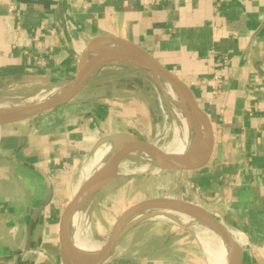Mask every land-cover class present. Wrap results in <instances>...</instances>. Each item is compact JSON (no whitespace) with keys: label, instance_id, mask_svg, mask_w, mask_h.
Instances as JSON below:
<instances>
[{"label":"crops","instance_id":"0c3cea01","mask_svg":"<svg viewBox=\"0 0 264 264\" xmlns=\"http://www.w3.org/2000/svg\"><path fill=\"white\" fill-rule=\"evenodd\" d=\"M97 37L145 49L191 86L213 122L208 165L171 173L173 194L132 192L205 207L244 244V264H264V0H0V108L65 86ZM90 81L76 102L0 125V264H53L34 250L57 258L63 211L99 141L133 132L121 124L141 118L136 91L94 93ZM148 224L136 220L106 264H208L190 229ZM66 261L86 264L72 252Z\"/></svg>","mask_w":264,"mask_h":264},{"label":"water","instance_id":"95a60500","mask_svg":"<svg viewBox=\"0 0 264 264\" xmlns=\"http://www.w3.org/2000/svg\"><path fill=\"white\" fill-rule=\"evenodd\" d=\"M126 65L148 73L155 79L168 99L171 94L166 88L170 87L180 98L181 102L178 100L180 106L195 133L191 136L190 144L184 149H177L165 144L160 145L157 141L142 139L133 132H115L103 137L99 144H107L108 148L82 176L72 199L63 211L59 225L57 258L44 250H34L53 264H67L66 256L73 248V220L87 196L107 170L116 169L133 154H144L151 157L152 163L161 170H173L179 173L202 168L208 165L214 157L213 122L202 108L199 98L191 86L142 47L111 37H97L91 40L79 58L74 77L56 92L35 101L0 108V125L31 120L76 102L77 97L91 86L90 80L98 71L106 67ZM106 176L102 187H106L116 174L112 172ZM136 216H160L179 224L182 222H179L175 217H183L189 221L188 224L182 223L186 228H189L191 224L203 226L227 242L230 249L228 264H244L246 255L244 244L223 220L199 204L173 196L137 197L128 202L117 214L106 242L91 256L87 264L109 262L115 255L123 235L135 222L133 219ZM26 250L33 251L29 245Z\"/></svg>","mask_w":264,"mask_h":264},{"label":"rangeland","instance_id":"374dc122","mask_svg":"<svg viewBox=\"0 0 264 264\" xmlns=\"http://www.w3.org/2000/svg\"><path fill=\"white\" fill-rule=\"evenodd\" d=\"M110 78L114 79L115 82L109 86H103L104 81ZM91 80L92 82L100 84H95V88H93L94 93L97 91L98 93L106 91V93L116 94L119 88H130L132 93L136 91L141 98L145 99V102L139 104L143 108L140 112L138 111V114H142L141 118H138L137 115V118L129 119L128 121H131V123L128 127L121 124L123 128L136 132L140 138L148 141H157L160 145H175L195 133V130L190 127L187 117L184 115L183 109L180 106V98L177 97L174 100V97L169 96L168 99L155 79L148 73L133 66L126 65L122 67H111L110 69L100 71L98 74L93 75ZM135 105L137 106L138 104ZM128 106L135 108L133 104ZM177 110L181 111L185 120L179 116V113L177 114ZM145 111L147 112V116L145 117L144 115L143 117V112ZM117 113L118 110H116ZM107 148L108 145L105 144L96 151L88 166L94 164L95 160ZM152 161L153 159L151 157L145 156L144 154H133L127 157L116 169L107 170L105 175L94 186L93 191L87 196L77 214L78 222L76 227L72 229V242L74 241V237L79 235L82 241L100 247L108 237L105 231L112 227L119 211L128 202L139 196L136 192H132L135 187L145 186L147 188L146 191L140 194H173L174 187L171 182L173 179L169 175L176 171L161 170ZM112 172H115L116 176L112 178L106 187H102L103 182L107 178L106 175ZM162 180L165 182L163 183ZM181 188L183 189L184 187ZM120 196L122 198L117 202ZM139 217L141 216H136L133 220L136 221ZM175 218L183 224L189 223L183 217L176 216ZM141 219L149 222L150 226L153 224L164 228L169 226L173 230H180L181 234V230L190 229L197 243L205 250L209 261L208 264H215L218 258L216 252L222 245L221 237L215 232L197 224H191L189 228H186L182 223H174L160 216L139 218V220ZM228 252L230 253V249H228ZM213 253L214 255H212ZM223 261L220 260L222 264Z\"/></svg>","mask_w":264,"mask_h":264},{"label":"bare ground","instance_id":"6f19581e","mask_svg":"<svg viewBox=\"0 0 264 264\" xmlns=\"http://www.w3.org/2000/svg\"><path fill=\"white\" fill-rule=\"evenodd\" d=\"M166 89L171 94V96L174 97V100H176L177 96L174 93V91L170 87H167ZM50 94H51V92L44 95V96L46 97L47 95H50ZM178 113H179V116L181 118H184L180 110H177V114ZM184 120H185V118H184ZM189 141H190L189 138H185L179 144H175V145L173 144L170 146L175 147L177 149H184L185 147H187L189 145ZM89 169H90V166L87 165L83 171L82 176H84L88 172ZM130 224H131V222H130ZM221 242H222V245L220 246L219 250L216 252V254H217L216 256H218V258H217L215 264H222L220 262V260H222V261L224 260L223 264H228L229 256H230V253L228 252L229 246L225 240H221ZM73 245L74 246H73L71 252L77 256L78 260L81 263H86V264L89 261V259L91 258V256L99 250V247L82 241V239L79 237V235H76L74 237ZM91 245H92V248H91ZM77 246H79V247H77ZM212 255H214V253Z\"/></svg>","mask_w":264,"mask_h":264}]
</instances>
